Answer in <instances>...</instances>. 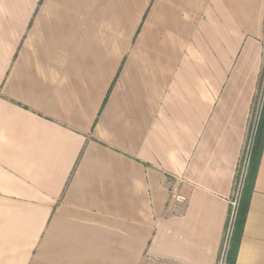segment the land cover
Returning <instances> with one entry per match:
<instances>
[{
	"label": "crops",
	"instance_id": "0c3cea01",
	"mask_svg": "<svg viewBox=\"0 0 264 264\" xmlns=\"http://www.w3.org/2000/svg\"><path fill=\"white\" fill-rule=\"evenodd\" d=\"M263 79L264 0H0V264H218Z\"/></svg>",
	"mask_w": 264,
	"mask_h": 264
},
{
	"label": "trees",
	"instance_id": "16d2710c",
	"mask_svg": "<svg viewBox=\"0 0 264 264\" xmlns=\"http://www.w3.org/2000/svg\"><path fill=\"white\" fill-rule=\"evenodd\" d=\"M264 142V90L261 97V105L258 112L255 130L252 136V141L247 155V164L245 174L242 178L241 188L237 205L234 210L232 221V231L229 238L228 248L225 253V263L233 264V254L236 251L237 244L241 235V229L246 217L247 208L253 183L257 173L259 159L261 157ZM243 159V157H242Z\"/></svg>",
	"mask_w": 264,
	"mask_h": 264
},
{
	"label": "built area",
	"instance_id": "2783aa9c",
	"mask_svg": "<svg viewBox=\"0 0 264 264\" xmlns=\"http://www.w3.org/2000/svg\"><path fill=\"white\" fill-rule=\"evenodd\" d=\"M263 81H264V79H263ZM263 90H264V84H263V87L261 89V93L259 95V102H258V105H257V110L259 108V104H260V101H261ZM252 136H253V134L251 133V136H250L251 141H252ZM249 143L251 144L250 140H249ZM248 150L249 149H247V153L245 154V156H243L244 158L241 161V164L239 166V170H238V173H237V179H236V182H235L236 188H235V192H234V197H233V199L231 201L232 211H231V214L229 216L228 225H227V229H226L225 236H224L223 248H222V251H221V256H220L218 264H223V262L225 261V253H226V250L228 248L229 238L231 236V231H232V221H233V216H234V210H235V207L237 205V200H238V197H239V192H240V188H241L242 178H243V176L245 174V167H246V164H247ZM171 196L176 201H183L184 200V198L181 195L176 193L175 189H171Z\"/></svg>",
	"mask_w": 264,
	"mask_h": 264
},
{
	"label": "rangeland",
	"instance_id": "374dc122",
	"mask_svg": "<svg viewBox=\"0 0 264 264\" xmlns=\"http://www.w3.org/2000/svg\"><path fill=\"white\" fill-rule=\"evenodd\" d=\"M258 101V100H257ZM257 101H256V103H257ZM254 116H255V111H254V113H253V118H254ZM246 151H247V149H246ZM245 154H246V152H245ZM245 156V155H244ZM244 158V157H243ZM223 264H224V262H223Z\"/></svg>",
	"mask_w": 264,
	"mask_h": 264
}]
</instances>
